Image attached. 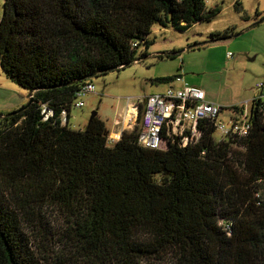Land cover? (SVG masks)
<instances>
[{
	"label": "trees",
	"instance_id": "16d2710c",
	"mask_svg": "<svg viewBox=\"0 0 264 264\" xmlns=\"http://www.w3.org/2000/svg\"><path fill=\"white\" fill-rule=\"evenodd\" d=\"M218 11L204 0H3L0 65L29 101L0 114V264H39L22 222L47 206L89 264H264L260 97L244 138L216 142L207 122L185 147L138 145L140 112L112 144L98 115L82 129L60 119L83 77L132 62L154 23L185 30Z\"/></svg>",
	"mask_w": 264,
	"mask_h": 264
},
{
	"label": "rangeland",
	"instance_id": "374dc122",
	"mask_svg": "<svg viewBox=\"0 0 264 264\" xmlns=\"http://www.w3.org/2000/svg\"><path fill=\"white\" fill-rule=\"evenodd\" d=\"M211 7L219 9L215 16L199 20L185 30L154 23L146 35L147 46L143 42L135 48L132 62L89 77L94 91L79 97L84 102L81 107L71 105L69 125L82 129L96 111L105 120V126L112 129L118 112L123 113L129 103L171 85L170 80L158 79L176 76L201 88L206 100L220 106L217 118L226 125L233 106L249 108L250 101L260 96L264 102V94L255 88L256 82H264V0L204 2L205 10ZM2 11L3 0H0V16ZM225 30L230 32L227 38L210 39L211 33ZM28 101L27 89L13 83L0 65V109L14 102L19 103L18 109ZM136 123L137 119L128 129ZM64 219L57 208L47 206L28 223L22 222L39 264H59V260L62 264H89L72 256Z\"/></svg>",
	"mask_w": 264,
	"mask_h": 264
},
{
	"label": "built area",
	"instance_id": "2783aa9c",
	"mask_svg": "<svg viewBox=\"0 0 264 264\" xmlns=\"http://www.w3.org/2000/svg\"><path fill=\"white\" fill-rule=\"evenodd\" d=\"M182 80V77L176 76L171 80V85L166 86L164 90L145 95L136 103H129L123 113L116 115L113 121L115 128L109 130L107 143L112 144L124 130L131 128L139 112L140 126L137 144L142 147L162 149L167 143L175 140L184 147L193 144L202 135L200 125L205 126L207 122L214 126L216 142L229 138L239 140L248 134L251 129L249 108L246 106L233 108V113L226 125L217 118L221 107L206 100L201 88L191 86ZM255 88L264 94L263 81L256 82ZM88 91H94V86L90 81L85 82L75 93L73 100L75 107H81L84 104L79 97ZM41 107L42 119L47 120L53 111L45 104ZM260 110L264 118V102L260 105ZM60 119L62 124L68 122L65 111H61Z\"/></svg>",
	"mask_w": 264,
	"mask_h": 264
},
{
	"label": "crops",
	"instance_id": "0c3cea01",
	"mask_svg": "<svg viewBox=\"0 0 264 264\" xmlns=\"http://www.w3.org/2000/svg\"><path fill=\"white\" fill-rule=\"evenodd\" d=\"M18 106H19V103H17V102H16V103H15V102H14V103H10L8 106L3 107L4 110H1V109H3V108H1V109H0V113H4V112L7 113L6 111H8V112L10 111V112H11V111L17 109ZM5 113H4V114H5ZM118 113H121V111L118 112ZM118 113H117V114H118ZM98 116H99V115H98ZM68 117H69V116H68ZM99 117H100V116H99ZM100 118H101V117H100ZM101 119H102V118H101ZM103 120H104V119H103ZM104 121H105V120H104ZM105 125H106V124H105ZM111 126H112V127H111L112 129H109L108 127H106V128H107L108 130H114V128H115L114 125H111ZM126 130H130V129H126ZM126 130H124V131H126Z\"/></svg>",
	"mask_w": 264,
	"mask_h": 264
},
{
	"label": "water",
	"instance_id": "95a60500",
	"mask_svg": "<svg viewBox=\"0 0 264 264\" xmlns=\"http://www.w3.org/2000/svg\"><path fill=\"white\" fill-rule=\"evenodd\" d=\"M88 77H91V75H88V76H86V77H83V79H85V78H88ZM26 104H28V103H26ZM97 114H96V111H93L92 113H91V115H90V117H89V120H91L93 117H95Z\"/></svg>",
	"mask_w": 264,
	"mask_h": 264
}]
</instances>
